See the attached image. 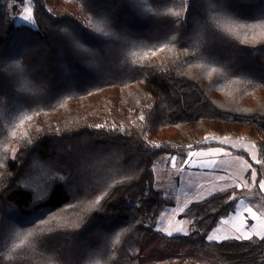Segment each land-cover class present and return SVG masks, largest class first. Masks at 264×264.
Returning <instances> with one entry per match:
<instances>
[{
	"label": "trees",
	"instance_id": "obj_1",
	"mask_svg": "<svg viewBox=\"0 0 264 264\" xmlns=\"http://www.w3.org/2000/svg\"><path fill=\"white\" fill-rule=\"evenodd\" d=\"M23 1L0 0V264H264L257 236L207 240L245 188L168 235L152 167L226 147L206 135L264 156V0H28L16 23Z\"/></svg>",
	"mask_w": 264,
	"mask_h": 264
},
{
	"label": "rangeland",
	"instance_id": "obj_2",
	"mask_svg": "<svg viewBox=\"0 0 264 264\" xmlns=\"http://www.w3.org/2000/svg\"><path fill=\"white\" fill-rule=\"evenodd\" d=\"M9 13L14 22L28 23L20 17L31 13L29 1L14 2L11 9L9 8ZM203 141L216 142L220 145H226V147L211 146L206 149L189 150L185 153H163L158 154L152 160L155 187L171 202L170 205L164 208L154 223V228L162 233L169 235V233L191 232L193 230L191 220L179 216L182 210L189 203L198 201L216 190L233 184H237L235 187L246 189L242 197L244 201H250V206L254 208L255 212L260 207L264 208V201L253 191L256 171L251 163L257 165L261 173L264 172V156L259 152L256 143L244 135L240 137L206 135L203 137ZM231 151L239 152L234 153ZM211 155L219 160V166L225 169V176L222 177V182L217 181L218 183L206 184L205 181L209 179L210 174L196 171L194 165L199 163L203 166L208 165L207 160ZM244 171L245 173L249 171L248 177L243 176ZM235 209H237L234 212L235 214L220 222L221 224H218L215 228L216 233L220 234V238L256 236L254 232H260L261 235H264V228H261L260 221L255 222L258 224L250 225L254 231L243 232L242 230L238 233L237 229L240 225H238L237 219L244 220L243 215L247 209L245 202L243 207L236 206ZM261 219H264V217H261Z\"/></svg>",
	"mask_w": 264,
	"mask_h": 264
},
{
	"label": "crops",
	"instance_id": "obj_3",
	"mask_svg": "<svg viewBox=\"0 0 264 264\" xmlns=\"http://www.w3.org/2000/svg\"><path fill=\"white\" fill-rule=\"evenodd\" d=\"M208 159L209 160H207V164L208 165H201L200 163L199 164H197V165H194V168L196 169V171H199L200 173H205V174H207V175H209L210 174V176H209V179H207V181H205V183L206 184H212V183H218L217 181H221L222 182V177L223 176H225V174H224V170L225 169H223L222 167H220L219 166V160L218 159H215V157H214V155H211V156H209L208 157ZM220 159V158H219ZM248 172L249 171H247L246 173H245V171L243 172V176L244 177H248ZM255 178H256V175L254 176ZM255 178H254V181H255ZM261 182H264V177L262 176L259 180H258V182L256 183V185L258 186V188H259V184L261 183ZM254 184H255V182H254ZM235 185H237V184H233V185H231V186H235ZM227 187H229V186H227ZM224 188V187H223ZM261 191V190H260ZM263 194H264V191H261ZM242 203H244L245 202V205H246V207L248 208V207H251L250 206V201H244V198L243 197H241V198H239V201L237 202V207H238V205H240L241 204V202ZM240 203V204H239ZM259 210L258 211H256V213H257V215L258 216H260V217H264V208H258ZM237 209H235L232 213H230L229 215H227V216H225V217H223V218H221V220L217 223V225H215L210 231H209V233H208V235L207 236H209V235H211V236H213L214 237V239H213V241H219V240H222V238H220V234H217L216 233V231H215V228L218 226V224H221L220 222H223V220H227L228 218H230V216H232V214H235L234 212L236 211ZM253 211H254V208H253ZM243 218H244V221H246L249 225H252V224H258V223H255L256 221H251L249 218H248V214H247V212L245 211L244 212V215H243ZM261 220H264V219H261ZM237 221L239 222V224L238 225H240L241 224V219H237ZM237 225V226H238ZM236 226V227H237ZM252 236V235H251Z\"/></svg>",
	"mask_w": 264,
	"mask_h": 264
},
{
	"label": "snow or ice",
	"instance_id": "obj_4",
	"mask_svg": "<svg viewBox=\"0 0 264 264\" xmlns=\"http://www.w3.org/2000/svg\"><path fill=\"white\" fill-rule=\"evenodd\" d=\"M22 20L24 21H27V22H32V15L31 13H28L26 15H21L20 17ZM259 189L261 191H264V182H261L259 184ZM235 199V198H233ZM238 207H243V203L241 202V204L238 206ZM246 212L248 214V218L251 220V221H260V225H261V228H264V220H261V217L257 215V213L255 211H253V208L252 207H248L246 209ZM248 232L250 230H253L252 227L244 220L241 221V224H240V227L237 229V232L240 233V232ZM254 231V230H253ZM254 234L260 238V239H264V235H261L260 232H254ZM169 235H171V233H169ZM237 239H239L240 237L237 236L236 237ZM251 237L250 236H244V239H250ZM214 239L213 236L209 235L207 236V240L209 241H212Z\"/></svg>",
	"mask_w": 264,
	"mask_h": 264
}]
</instances>
